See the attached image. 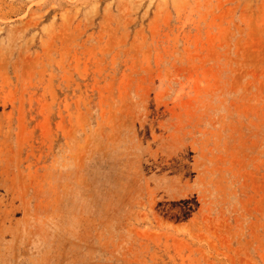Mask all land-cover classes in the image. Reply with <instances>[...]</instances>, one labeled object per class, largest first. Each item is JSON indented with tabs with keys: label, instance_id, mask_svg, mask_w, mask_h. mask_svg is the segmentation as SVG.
<instances>
[{
	"label": "rangeland",
	"instance_id": "rangeland-1",
	"mask_svg": "<svg viewBox=\"0 0 264 264\" xmlns=\"http://www.w3.org/2000/svg\"><path fill=\"white\" fill-rule=\"evenodd\" d=\"M0 264H264V0H0Z\"/></svg>",
	"mask_w": 264,
	"mask_h": 264
}]
</instances>
